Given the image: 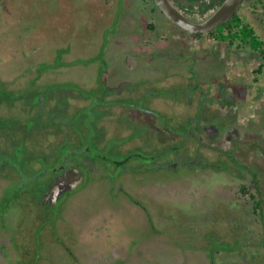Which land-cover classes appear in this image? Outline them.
Wrapping results in <instances>:
<instances>
[{
  "label": "rangeland",
  "instance_id": "374dc122",
  "mask_svg": "<svg viewBox=\"0 0 264 264\" xmlns=\"http://www.w3.org/2000/svg\"><path fill=\"white\" fill-rule=\"evenodd\" d=\"M124 2L0 0V78L13 81L14 86L27 87L31 83L26 80L28 78L22 76L29 72L28 69L40 65L43 68L48 64L50 66L53 64L51 67L54 68V61L61 63L65 54L72 58L73 56L86 58L88 55L103 53L106 62L104 64L100 61L102 59H98L89 63H77L65 70L63 75L71 80L68 83H78V90L94 81L99 84L100 78L103 81L100 77L101 70L103 78L108 80L109 77L114 78L115 82L112 85L116 84L117 87L121 81L130 80L135 90L132 94L125 93V96L126 98L129 95L133 96L130 100L137 105L134 112L144 114L147 112L145 109L155 105L150 102L157 89H162L163 92L155 95L164 101L158 103V106L164 111L171 112L172 117H175L173 124H176L180 121L179 118L187 119L197 109L187 108V111H182L183 108L186 109L188 100L186 96L191 98V95L186 93L183 95L184 86L180 83L182 80L185 83L191 81L192 74L189 68L195 57L196 69L204 76L201 73L200 81H197L201 86L195 90L194 99L190 101L207 102L205 111L202 109V104L198 109L204 112L202 116L206 123L210 122L209 119L215 118L211 122L212 126L209 127L215 137H212V140L204 137L203 144L189 138L188 147L186 149L183 147L181 150L184 151L181 154L186 155L188 159L200 150L206 154L204 156H207L208 161H212L214 157L219 158L218 153L223 155L222 158L227 159L223 152L229 151L231 154L235 153L238 158L247 160L249 158L248 164L259 172L260 187L264 194V157L259 160L253 158L252 161L248 157L250 152H257L259 156L264 154V63L261 72L258 73L256 70L260 58L255 54L253 59V56H244L242 51L238 56L243 60H252V63L232 64L229 59L230 67L223 66L216 60L222 55L221 52L211 58L207 57L211 52L209 50H212L210 44L214 40L213 36L203 41L204 44L200 47L198 46L202 43V37L190 36L187 38L188 52H185L190 59L170 61L172 68L170 64L158 62L149 71L147 68L150 62L154 61V56L152 55L147 61L144 59L145 55H141L143 58L140 59L132 49L145 48L153 52L161 47H173V41L182 34L176 30L169 18L155 8L151 0ZM255 3L256 0L247 1L248 7L240 13L246 23H252L254 29L259 30L264 23V4ZM150 25H153V28ZM219 44L218 50L221 46L228 48L227 44L230 43L224 41ZM63 49L71 51L63 52ZM234 58L239 59L237 56ZM148 71L149 73L146 74ZM47 72L54 73V69ZM58 77L57 82L63 77L62 73L58 74ZM47 79L50 81V77ZM124 86L125 84H121L122 88ZM128 87L120 88L119 93L122 91L123 94L124 90L130 92L131 89ZM246 87L248 91H245ZM111 88L114 86H110ZM31 89L32 86L23 92L30 94ZM167 92L176 95H168ZM231 92L233 95L230 94ZM24 93L22 95L26 96ZM223 93H228L230 99H233L232 104L237 105L234 107L237 111L233 114H228L227 111L234 109L228 104L223 108L224 102L220 104L215 101L210 102L212 96L215 99H224ZM75 94L74 91L71 93V95ZM234 95L235 98H231ZM165 96L168 98L166 101ZM170 99L175 102L168 103ZM119 100H121L120 95L112 101L105 100L100 110L93 106V112L96 109L103 114L102 116H109L115 107L123 111L120 103L114 104ZM84 103L88 105L90 101H82V104L78 101L77 104L84 105ZM63 112H66V109ZM175 113L178 114L177 117ZM216 114L222 120L220 121L222 126L228 124L227 129L232 131V138L226 139L227 142L221 141L223 136L219 134ZM234 116H236L235 121H233ZM91 117L90 125L96 127L95 137L93 138V135L87 141L92 158H96L101 153L106 156L111 153L110 150L114 151L111 142L102 149L99 145L111 140L106 137L108 134L114 135L112 140L115 142L118 139L113 138H119V132H116L115 126H112V119H106L102 126H98L96 122L92 123ZM203 118L197 119L200 126L203 125ZM193 124L195 127V123ZM119 125H122L121 120ZM224 129L225 127L222 130ZM151 131L143 126H136L133 134L137 139L125 146H120L116 141V149L121 147L123 153L136 145L145 146L139 138L145 141ZM125 132L129 133L128 130ZM205 132L208 135L206 130L203 133ZM175 138L179 140L182 137ZM161 144L156 140L151 142L154 148ZM216 145L221 146L223 151H217L212 147ZM173 151L168 150L164 156L156 159L157 164H162L166 155L175 154L176 150ZM198 158L202 160L204 157ZM75 161L81 168L88 164L87 160L84 166L76 158L73 159V162ZM189 164H179L177 169L168 167L153 169L154 166L146 168L133 163L130 165L132 167L130 171H125L124 167L111 170L110 166L105 170L104 177L101 176L100 179L95 178L93 173L89 184L84 187H79L75 177H64L63 181L69 185H64L60 190L73 191L64 197L63 209L61 208L56 224L58 234L63 238L67 236L68 231L74 232L76 238L71 243L75 246H71V250L75 252L77 259H72L67 250H64L65 252L61 251V248L57 250L53 243V248L41 252L42 256L38 264H212V260L213 264H264V203L262 213L254 210L252 193H255L256 197L259 195L253 187L251 175L245 172L235 173L238 166L233 168L232 164L230 168L234 172L204 167L197 162L193 164L191 160ZM88 165L85 168H88ZM29 167H33V164ZM43 167L46 168L45 170L49 168L46 165ZM26 169L27 172H33L29 170L31 168L26 167ZM0 170L1 204L4 202L2 197L8 192L7 189H12L16 184L14 180L1 175L10 172L9 167ZM106 171H109V176H105ZM36 180L32 179L29 185L33 186ZM40 183L45 184V181L41 180ZM243 184L249 186V190L243 192ZM118 189L121 190L118 192ZM11 209L13 211L2 213L0 205V264H17L24 259V256L18 254L13 246V232L16 229L13 221L17 211L14 207ZM29 209L38 210L37 207ZM28 225L36 226L35 222ZM209 233L219 235L215 238L217 242L234 241L236 250L219 249L213 251L212 258L209 251L211 243L204 236ZM42 234V238L46 239L52 235L49 232L44 233L47 237ZM25 237L24 235L22 239V246L27 251L24 255L30 257V253L36 247ZM40 241V249L50 248H47L49 244L47 245L44 240ZM65 241L70 243V238ZM204 245L208 246V250L204 249ZM215 246L222 247L224 244H214L212 248ZM26 260L29 259H24L23 264H27Z\"/></svg>",
  "mask_w": 264,
  "mask_h": 264
},
{
  "label": "trees",
  "instance_id": "16d2710c",
  "mask_svg": "<svg viewBox=\"0 0 264 264\" xmlns=\"http://www.w3.org/2000/svg\"><path fill=\"white\" fill-rule=\"evenodd\" d=\"M124 1L125 0H118V3H123ZM151 1L154 3L155 8H157L160 13H163L155 3V1ZM176 1L179 2L180 0ZM222 1L223 0H212L211 3L205 1L204 6L202 7V11L215 5L218 6V4H220ZM124 4H126V2H124ZM172 23L174 24L176 30L179 31L180 34H182V36L176 38L175 41H173V47H161L153 52L145 48L139 50L132 49V51H135V54L139 55L140 59L143 58L141 57V55H145L144 59H147V61L152 55L154 56V61L150 62L149 68H147L145 64H143L149 71L154 67L153 65H156L158 62L161 64L163 63L169 65L173 60L176 59H190L187 53L185 54V52H188L187 38L190 36L201 37L206 35L203 33H191L175 22L172 21ZM150 27L153 28V25H150ZM208 34L217 37L221 41H233L234 39H239L243 42V44H250L255 49H261L262 43L259 40V37L255 34L254 29L245 24L239 14H235L230 20L223 23L215 31H212ZM63 50V52L71 51H67L65 49ZM102 54L103 53H98L95 56L88 55L86 58H76V56H73L72 58V56L68 57L66 56L68 54H65L63 56L64 60L61 61V63L54 61V68L51 67L53 66V64L51 66L50 64H48L43 68L39 64L40 67L28 69L29 72L27 71V73L23 74L24 76H22V78H28L26 80H28V82L30 81V86H32V91L30 94H28L27 92H23L25 89H29L30 86H14L13 81H5L0 78V169L9 167L11 171L1 175H4L5 178H8L12 181L14 180L16 184L12 186V189H7V194L2 197L4 199V202L0 205L1 209H4L6 207L7 209L9 207H15V209L17 210H20L22 206H25L29 209L34 205H37L39 206L37 207V213L40 215L43 214L46 219L50 220L49 222H54V234L50 236L51 239H46L44 237L42 238V236H39L40 234L38 233V231L41 229V227L37 228V233H35L34 239H29L34 247L40 249V240H44L47 245L49 244L47 248L50 247L49 249L41 248L40 251L44 250L47 252L51 248H53L54 244L60 246L59 239L62 237L59 236L58 228L55 227V224L59 219L61 208L63 209L62 202L64 201V197H66V195H69L73 191L72 189H67L66 191L64 189V191L60 190L64 187V185H69L66 183V181H63V178L75 177L74 179L76 180V182L78 181L79 187H84L89 184L90 177L93 173L95 175V178L100 179L101 176L104 177L105 170L110 166L111 170H116L124 167L123 169H125V171L132 170V167L130 165H132L133 163H137L138 166L142 165V167L146 168H152V166H154L153 169H158V167L177 169L179 164H189V161L191 160L193 164L197 162V164L201 163L204 167L225 171L231 170L232 172H234V170L230 168V164H232L231 166H233V168H237V166L239 168L236 169L239 171L235 170V173L245 172L246 174L251 175L254 182L253 187L256 189L259 195V197H256V194L252 193V197L254 200V210L258 213H262L264 194L260 187L261 179L259 178V172L248 164L249 158L248 160L245 158H238L235 153H233V155L229 151L223 152L224 154H226L227 159L222 158L221 156L223 155L221 153H218L217 155L219 156V158L217 159L214 157L212 161H208L206 159L207 156H204L206 154L202 153L200 150H197L195 155L189 153L192 156H189L188 159L186 155L184 156L181 154V152L184 151L181 149L183 147L184 149L188 147L187 142H189V138H191L192 141L198 140L200 144H203L202 140L204 139V137L208 140H212V137H215L209 128L212 126L211 122H213L215 118L209 119L210 122L206 123L202 116L204 113L203 111H205V104L207 102L204 100H201V102L196 100L190 101L194 99L193 94L195 90L198 89L199 86H201V84H199V82L197 81H200L202 72L199 74L196 69V66L194 64L195 57H193L194 60L191 63L192 66H190L189 71L192 74L191 81L194 80V82H196L194 83L193 81H187L185 83L182 80L180 83L182 84V86H184L185 92H182L183 95L185 93L191 95V98L186 96V98L188 99L185 105L186 109L183 108L182 111H187L188 109L194 108L197 109H195L196 112L192 116L189 115L187 119L179 118L180 121L176 124H173L175 122L173 121L175 117H172L171 112L169 113L167 111H164L162 107L158 106V103L160 104L164 101L162 99H159L155 95L157 93L163 92L162 89H157V93L154 94V97L152 98L153 100H151L150 102L151 104L155 103V105L152 107H148V109H145V111L147 110V112L144 114L143 112H134V109L137 105L134 104L132 100H130L131 97L133 98V96L129 95L127 96V98L125 96V93L126 95L132 94L135 90L134 84L130 80L121 81V83H118L119 86L117 87L116 84L112 85V83L115 82V80H113L114 78L109 77V80L108 78H103L101 70L100 77H102L103 81L100 78L99 84H97V81H94L88 85H84L86 86L85 88L78 90V83H68L71 80H68V78L63 75L65 70L72 67V65L74 64L89 63L98 59H102L100 61L102 64H104L106 62ZM170 68H172V64H170ZM51 69H54V73L47 72ZM261 69L262 66H260V68L258 67L256 71H261ZM149 71L146 74H148ZM43 72L44 74H42ZM60 73H62L63 77L61 78L62 80L59 79V81L57 82L59 78L58 74ZM49 77L50 81H47V78ZM15 78L16 77H14V80ZM121 84H125V86L122 88ZM110 86H114V88L110 89ZM126 86H129L128 89H131V91L127 93L126 90H124L123 94L122 91L119 93V89H125ZM163 87L165 88L164 85ZM244 89L245 87L243 88V91ZM73 91L76 93L75 95H71ZM245 91H248L247 87ZM22 93H24V95L26 96H23ZM166 94L176 95L171 92H167ZM223 94L224 99H215V97L212 96L210 102L215 101L219 104L221 102H224L225 105L222 106L223 108L227 104L228 106H231V108L237 107L236 103L232 104L233 99H230L228 93ZM230 94L233 95L232 92ZM118 95H120L121 100L115 101L114 104L116 105L120 103V105H122L123 111H120L119 108L115 107L114 110L111 111L112 114L109 116H102L103 114L97 112L96 109L95 112H93V106L95 108L101 109L103 107V104H105V100L112 101L117 98ZM151 95L153 94L151 93ZM24 97H26L25 100ZM232 98H235V95ZM167 99L168 98L166 97V99L164 100L166 101ZM195 99H197V97H195ZM88 100L90 101L88 105L86 103H84V105L77 104L78 101L82 104V101L85 102ZM132 102L134 105L132 104ZM170 102L175 101L170 99L168 103ZM90 104H92V106H90ZM192 104H194V106H192ZM200 104H202L203 111L198 109ZM64 109H66V112H63ZM234 109L232 111H227L228 114H233L234 111H237V108ZM90 115L93 117H91ZM174 115L177 117L178 114L175 113ZM215 116L218 119L217 122H219V134L223 136L224 139H221V141L223 143L227 142L226 139L232 138V131L227 129L228 124H224L222 126L220 122L222 120L218 118V114H216ZM90 117L92 118V123L94 124V122H96L98 126H102L106 119H112V126H115L116 132H119V138L114 137L113 139H118L116 141L120 143V146H125L127 143H132L135 139H137L135 137L136 135L133 134V130L136 126H143L145 128H148L149 131L152 130L150 133H148L145 141L139 138V140L142 141V143H144V145L147 147L143 145H136L131 150L122 153L120 150L121 147L116 149L117 143L116 141L114 142L112 140V136L114 135L111 136L108 134L106 137L111 140L108 143L104 142V144H102L101 146L99 145V148L102 149L105 147V145L107 146L111 142V148L114 151L110 150V152L113 154L109 153L105 156L101 153L96 156V158H92L93 155L90 150L91 148L89 147L87 141L88 139H91V136L94 135L93 138L95 137L96 127L94 128L92 125H90ZM200 117L203 118L202 126H200V123L198 121L200 120ZM235 118L236 116H234V119L232 117L233 121H235ZM83 119L84 121H82ZM119 120H121L122 125H119ZM193 123H195V127ZM198 127L202 130H198ZM223 127H225L224 130H222ZM190 128L192 130H190ZM126 130H128L129 133H126ZM203 130H206L208 132V135H206V132L203 133ZM177 136H180L182 138L178 140L175 138ZM153 140L162 143L161 146H156L158 147L157 149L156 147L154 148L151 145V142ZM212 147H214V149L217 151L222 150L221 146L218 145ZM168 150H174L173 152H175L176 150V152L175 154H170L169 156L166 155V158L164 157V162L162 164H157L156 159L164 156V154L168 152ZM200 156L204 157L205 160L204 158L202 160H198L201 159L198 158ZM248 157H250L251 161L253 158L255 160H259L262 159L261 157H264V154L263 156H259L257 152H250ZM74 158L79 160V163L81 165L85 164L87 160L89 164L87 165L89 167L85 168L87 167V165H83L84 167L81 168L77 164V161L73 162ZM31 164H33V167H29ZM43 165H46V167L49 166V168L45 170L46 168H44ZM26 167L28 169L31 168L29 170H33V172H27ZM106 172L107 174L105 176H109V171ZM55 174L57 175L55 176ZM63 174H65L66 176ZM32 179L37 180L35 184H33V186H30L29 184ZM41 180L45 181V184L40 183ZM242 190L243 192L249 190V186L243 184ZM19 213H21L22 215L23 211H20ZM17 236L20 237L19 234L14 235V239ZM204 236L208 238L211 243L209 251L212 258V251H217L223 248L224 250L228 251H232V249L236 250L235 247L237 246L234 241L217 242L215 238H217L219 235H212V233L205 234ZM67 238H70V243L68 241V243H64L67 244L71 250V246H75L74 243H71L76 238L74 232L71 230L70 232L68 231L67 236H64V240ZM214 244H224V246H215L214 248H212V245ZM203 247L204 249L208 250L207 245H204ZM16 248L19 254L24 252V247L21 246L20 249V244H16ZM36 248H34L35 252L30 253V256H35V254L38 253ZM62 248L66 249L64 248V245L62 246ZM74 253L75 252L71 250V254L74 255ZM39 256L41 257V253L36 255V257H33V260H30V262L27 264H35L40 258ZM75 257L76 256L74 255V258ZM76 259L77 258H75V260ZM17 264H23V260L18 261Z\"/></svg>",
  "mask_w": 264,
  "mask_h": 264
},
{
  "label": "flooded vegetation",
  "instance_id": "af4514ba",
  "mask_svg": "<svg viewBox=\"0 0 264 264\" xmlns=\"http://www.w3.org/2000/svg\"><path fill=\"white\" fill-rule=\"evenodd\" d=\"M174 3L190 18L194 19V20H201V19H204L206 18L213 10L215 9H218V7L222 4V1L220 4L215 5L213 7H210V8H207L206 10L202 11V7L204 6V3L205 1L208 2V3H211L212 0H194V1H189V0H180L179 2L176 1V0H173ZM214 1V0H213ZM247 1H251V0H242V2L240 3L239 7L236 9V11L234 12V14L232 15V17L235 15V14H239L241 16V10L245 9L246 7H248V5L246 4ZM263 3L264 4V0H256V3ZM165 15V14H164ZM167 17V16H166ZM231 17V18H232ZM168 18V17H167ZM230 18V19H231ZM242 20L244 21L243 17L241 16ZM229 19V20H230ZM245 24H247L250 28L253 27V24L252 23H246L244 21ZM221 26V25H220ZM256 26V25H255ZM217 29V28H216ZM215 29V30H216ZM213 30V31H215ZM255 31V34L259 37V40L261 41V49L258 50V49H255L253 48L250 44H243L242 41H240L239 39L237 40H233V41H230V40H227V42H229L230 44H227V47L228 48H223L222 46L220 47L221 49L218 50V46L220 45L219 42H224V41H221L219 40L217 37L213 36V35H210L208 33H203V34H206L204 36H201V41L202 43L198 46H203V41L209 39L208 37H212L214 38V40H212L211 42V48L212 50H209L211 52L208 53V57H212L213 55L216 56L218 55V52L222 53V55L219 56V59L217 57V61L219 63H221L223 66H226V67H230V61L232 62V64H235L237 62H247V64L249 63H252L251 61L252 60H243L242 58H240L241 56H238L242 51H243V54L244 56H253V58H255V55L256 57H259V68L260 66H263L262 64L264 63V23L262 25V28H260L259 30H257L256 28L254 29ZM212 32V31H211ZM237 42V43H236ZM219 44V45H218ZM246 48V49H244ZM255 54V55H254ZM235 56H237L239 59H236L235 60ZM230 59V61H229ZM229 61V62H228ZM262 70V69H261ZM258 73L261 72V71H257ZM256 72V73H257ZM200 87V86H199ZM232 98V96H231ZM119 190L121 189H118V192ZM113 192V190H112ZM34 208L38 207L36 205L33 206ZM15 209V207H14ZM23 209V210H22ZM17 212H15V220L13 221V224L14 226L16 227L15 231L13 232L14 235H18L21 237H16L15 239L13 238V246L14 248H16V244H20V249H21V246H22V239H23V236L25 235L26 237L25 238H28V239H34V236H35V233H37V228L38 227H41V230L38 231V234L39 236L44 235L45 237H47V235H45L46 233H50V234H54V222L51 221L49 222L50 220L46 219V217L43 216V214H38L37 213V210L35 211H30V209H28L27 207L25 206H22L20 210H17L15 209ZM10 211H13L10 207L7 209L4 208L2 209V213H6V212H10ZM20 211H23V214L21 215V213H19ZM9 214V213H8ZM21 217V218H20ZM25 222V223H24ZM35 222V227L34 226H30L28 224H34ZM38 225V226H37ZM55 227L58 228V225L55 224ZM22 230H26L27 232H24ZM45 233V234H44ZM60 236V235H59ZM62 238L59 239L60 241V246H57L56 249L58 250L59 248H61V251L63 250V252H65L64 250H67L68 252H70L68 255L74 259V255L71 254V250L70 248L68 247L67 244H65L64 242H66L63 238V236H60ZM17 239V240H16ZM64 245V248L66 249H63L62 246ZM17 250V248H16ZM36 250L38 251V253L35 254V256H25L24 254L27 253L26 250H24V252L20 253L22 256H24V259H29V260H26V263H29L30 260H33V257H36V255L40 254L42 251H40L39 248H36ZM56 251V250H55ZM60 251V252H61ZM33 252H35V249H33ZM32 252V253H33ZM213 252V251H212ZM17 253L19 254L18 250H17ZM24 253V254H23ZM56 253L54 252V255ZM42 256V255H41ZM40 257V256H39ZM23 259V260H24ZM40 263L39 262V259L38 261L35 263V264H38Z\"/></svg>",
  "mask_w": 264,
  "mask_h": 264
},
{
  "label": "water",
  "instance_id": "95a60500",
  "mask_svg": "<svg viewBox=\"0 0 264 264\" xmlns=\"http://www.w3.org/2000/svg\"><path fill=\"white\" fill-rule=\"evenodd\" d=\"M161 11L173 22L191 33H208L227 22L242 0H224L218 9L206 18L194 20L188 17L173 0H154Z\"/></svg>",
  "mask_w": 264,
  "mask_h": 264
}]
</instances>
